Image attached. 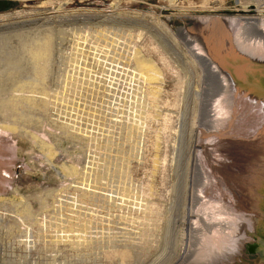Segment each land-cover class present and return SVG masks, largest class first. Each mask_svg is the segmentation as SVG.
Returning <instances> with one entry per match:
<instances>
[{"label":"rangeland","instance_id":"374dc122","mask_svg":"<svg viewBox=\"0 0 264 264\" xmlns=\"http://www.w3.org/2000/svg\"><path fill=\"white\" fill-rule=\"evenodd\" d=\"M262 10L264 0H0V125L17 121L0 132L16 151L4 156L0 264L193 263L237 213L226 186L208 192L202 175L208 85L192 29ZM48 35L42 77L29 48Z\"/></svg>","mask_w":264,"mask_h":264},{"label":"bare ground","instance_id":"6f19581e","mask_svg":"<svg viewBox=\"0 0 264 264\" xmlns=\"http://www.w3.org/2000/svg\"><path fill=\"white\" fill-rule=\"evenodd\" d=\"M243 7L246 11L252 10L249 4ZM203 22L192 29L194 37L189 40L192 51L205 68L208 85L204 101L207 110L204 114V133L207 140L202 144L203 149L207 151L202 162L204 165L202 175L207 180L208 192L220 190V184L226 186L222 187L226 192L223 193L221 189L219 194H231V200L226 196L222 198L235 208L233 214L237 215L233 218L219 219L220 222L217 219L221 231L217 229L218 233L204 239L202 249L200 248L197 258L191 264H245L242 260H236L234 255L241 252V242L249 240V233L259 232L264 228V94L257 89L262 84L258 76L264 75V11L238 16H207ZM246 24L251 27L250 31H245ZM209 37L216 39L221 50L230 57L247 62V66L257 76H250L247 82L245 80L239 82L238 78L216 61L214 54L206 45ZM38 41L39 43L35 42L36 46L29 48L31 49L29 53L35 63L33 71L45 77L51 36H46L42 42L40 39ZM202 49L204 52L208 51L209 53L206 52L208 55ZM139 63L148 71L153 69V65L146 60H139ZM29 84L22 83L21 87L18 84L17 88L20 87L22 90L21 88ZM20 99L21 97H17L14 102ZM11 100L9 98L7 101ZM0 127H2L0 132L3 130L7 135L9 131L17 129V121ZM8 148L16 153L14 143L0 138V187L3 181L8 180L10 166L14 161L10 162L8 157H4L8 154ZM5 171L9 175L5 176ZM211 233L210 231L209 234Z\"/></svg>","mask_w":264,"mask_h":264},{"label":"water","instance_id":"95a60500","mask_svg":"<svg viewBox=\"0 0 264 264\" xmlns=\"http://www.w3.org/2000/svg\"><path fill=\"white\" fill-rule=\"evenodd\" d=\"M209 39V41H207ZM205 42L209 50L214 54V57L218 63L229 70L239 82L246 81L250 76H257L252 72V70L247 66V62L241 61L238 58L234 59L232 56L226 54L220 48L219 42L209 37ZM213 49V50H212ZM261 79L262 84H260L257 89L259 92L264 94V75L258 76ZM247 82V81H246ZM244 82V83H246ZM6 176L9 175L6 171L4 173ZM249 240L241 242V252L234 255L235 259L242 260L245 264H264V228L261 231L249 233ZM248 238V237H247ZM245 238V239H247ZM240 258V259H238Z\"/></svg>","mask_w":264,"mask_h":264}]
</instances>
